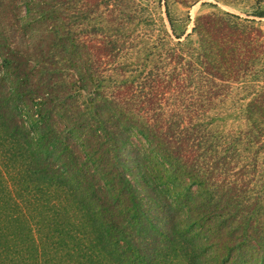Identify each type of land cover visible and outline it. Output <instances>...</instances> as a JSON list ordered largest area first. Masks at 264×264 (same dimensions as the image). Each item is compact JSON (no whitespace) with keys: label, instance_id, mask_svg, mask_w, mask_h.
<instances>
[{"label":"trees","instance_id":"1","mask_svg":"<svg viewBox=\"0 0 264 264\" xmlns=\"http://www.w3.org/2000/svg\"><path fill=\"white\" fill-rule=\"evenodd\" d=\"M163 5L0 0V264H264L253 37Z\"/></svg>","mask_w":264,"mask_h":264},{"label":"rangeland","instance_id":"2","mask_svg":"<svg viewBox=\"0 0 264 264\" xmlns=\"http://www.w3.org/2000/svg\"><path fill=\"white\" fill-rule=\"evenodd\" d=\"M121 3L127 8L137 9V4L141 5H149L151 7L152 12L147 17L154 16L156 18L155 13L159 16H162L164 20H166V16L164 13V1L167 2V6L169 8L170 15L174 20V23L178 25L179 28L182 27V20L189 15L190 21L187 25L186 33L190 32V35L186 37V40L190 42L191 46H197L199 43L198 35L196 33H192L191 29L194 25V20L197 15L206 14L210 12H215L221 14L222 12H230L232 14L238 15L240 18L235 19L232 23H237V31L238 32H250L253 37V50L251 51L250 57V72L243 75L242 78L239 79L240 88L234 90L231 94L236 95V97H249L252 96L257 91L261 90L264 87V17H259L255 15V11L262 10L264 8V1L257 0H239L235 3L224 4L219 3L216 7H212L210 5H201V1L197 4L187 7L182 4H178L173 0H162L161 4L157 0H120ZM210 1V0H209ZM137 11V10H136ZM99 21V25L95 24L94 27L100 28L99 31L102 30L103 26V18L102 16L98 17L96 21ZM94 24V23H93ZM118 28V31L122 32H131L130 28ZM152 27L149 26L147 28L148 33L147 36L151 32ZM209 36H205L204 39H208ZM147 43V39L145 40ZM206 41L205 44H206ZM204 70V78L209 81L210 75L206 72L208 68L207 63L202 64ZM261 157H264V154H261Z\"/></svg>","mask_w":264,"mask_h":264}]
</instances>
